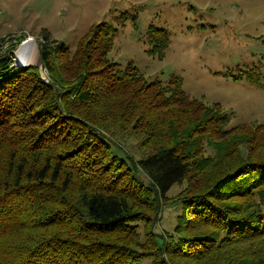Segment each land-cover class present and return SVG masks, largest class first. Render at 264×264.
Returning a JSON list of instances; mask_svg holds the SVG:
<instances>
[{
  "label": "trees",
  "instance_id": "trees-1",
  "mask_svg": "<svg viewBox=\"0 0 264 264\" xmlns=\"http://www.w3.org/2000/svg\"><path fill=\"white\" fill-rule=\"evenodd\" d=\"M116 36L93 23L71 51L42 30L46 81L0 53V264H264V125L231 128L179 77L121 68ZM147 42L162 60L167 31L150 26ZM223 75L260 85L256 68ZM115 129L146 154H123ZM164 204L181 208L168 235L152 230Z\"/></svg>",
  "mask_w": 264,
  "mask_h": 264
},
{
  "label": "rangeland",
  "instance_id": "rangeland-1",
  "mask_svg": "<svg viewBox=\"0 0 264 264\" xmlns=\"http://www.w3.org/2000/svg\"><path fill=\"white\" fill-rule=\"evenodd\" d=\"M123 13L130 15L126 21L120 20ZM101 21L117 29L109 58L121 68L131 63L149 80L165 82L172 75L179 77L190 97L220 104L229 115L231 128L264 125V0H0V53L9 49L12 65L22 68L27 63H19L20 51L15 52L22 44L33 43L36 58L22 69L36 66L45 80L47 74L39 63L42 30L74 51L79 38ZM150 26L169 35L162 60L146 53ZM252 68L259 71L260 85L223 75ZM114 134L123 154L134 160L146 154L137 134L118 129ZM140 176L147 182L142 173ZM188 183L186 179L175 184L168 198L188 192ZM180 212L179 205H162L152 230L171 234ZM142 228L140 224L141 234Z\"/></svg>",
  "mask_w": 264,
  "mask_h": 264
},
{
  "label": "bare ground",
  "instance_id": "bare-ground-1",
  "mask_svg": "<svg viewBox=\"0 0 264 264\" xmlns=\"http://www.w3.org/2000/svg\"><path fill=\"white\" fill-rule=\"evenodd\" d=\"M22 51V53H20ZM36 46L33 43H27V44H23V46L21 47V50L19 52V63H21L22 65L24 64H30L32 61L35 60L37 52H36ZM26 64V65H27Z\"/></svg>",
  "mask_w": 264,
  "mask_h": 264
},
{
  "label": "water",
  "instance_id": "water-1",
  "mask_svg": "<svg viewBox=\"0 0 264 264\" xmlns=\"http://www.w3.org/2000/svg\"><path fill=\"white\" fill-rule=\"evenodd\" d=\"M22 46H23V44H22ZM22 46H21V47H22ZM21 47H19V48H18V50L15 52V54H16V55H17V54H18V52L21 50ZM26 66H27V65H25V66H22V68H23V67H26Z\"/></svg>",
  "mask_w": 264,
  "mask_h": 264
},
{
  "label": "built area",
  "instance_id": "built-area-1",
  "mask_svg": "<svg viewBox=\"0 0 264 264\" xmlns=\"http://www.w3.org/2000/svg\"><path fill=\"white\" fill-rule=\"evenodd\" d=\"M46 81V80H45Z\"/></svg>",
  "mask_w": 264,
  "mask_h": 264
}]
</instances>
